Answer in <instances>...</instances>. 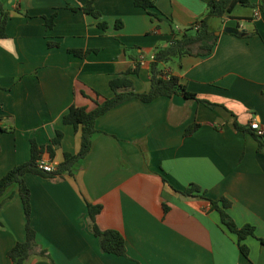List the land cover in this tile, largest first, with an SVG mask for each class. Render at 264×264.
<instances>
[{"label": "crops", "instance_id": "1", "mask_svg": "<svg viewBox=\"0 0 264 264\" xmlns=\"http://www.w3.org/2000/svg\"><path fill=\"white\" fill-rule=\"evenodd\" d=\"M0 1L7 12L0 39L1 176L28 159L30 138L42 144L61 132L53 166L63 152H76L78 132L60 121L67 107L91 109L93 91L110 97L108 79L135 66L126 76L135 91H145L148 55L165 45L170 28L197 20L207 0H153L159 21L132 0H91L98 17L70 9L88 0ZM260 2L235 3L221 17H209L217 37L207 55L184 54L163 64L187 91L215 106L176 94L127 99L95 118L90 147L70 175H22L36 242L23 264H264V243L257 239L264 240V147L256 148L253 130L232 126L233 120L244 127L253 120L264 130ZM52 12L46 28L43 17ZM226 26L239 34L224 32ZM70 49L89 51L77 57ZM192 123L196 128L185 135ZM189 184L207 198L227 199L233 222L252 226L254 236L241 241L245 256L207 200L179 193ZM85 201L100 205L94 217L100 229L121 234L123 255L98 249ZM0 222V264H11L5 252L24 237L16 184L0 196Z\"/></svg>", "mask_w": 264, "mask_h": 264}, {"label": "trees", "instance_id": "2", "mask_svg": "<svg viewBox=\"0 0 264 264\" xmlns=\"http://www.w3.org/2000/svg\"><path fill=\"white\" fill-rule=\"evenodd\" d=\"M235 3L241 5H250L249 0H207L204 11L201 16L192 24L182 29L170 28V37L165 45L157 46L152 51V60L148 64V88L145 91H135L132 83L127 78L128 73H136V66L131 70H125L120 76H115L108 79V87L112 91L110 97H100L95 91L92 92L94 105L87 110L83 106L69 105L66 111L62 114L60 121L62 124H67L72 127L74 131L78 132L79 145L74 153L63 152L61 160L54 165V168L49 171H43L37 167V160L43 154H46L47 160L50 161L53 157L54 150L57 148L61 132L55 130L53 136L49 138L46 143L39 144L33 138L28 139L29 157L27 160L15 164L7 169L0 176V196L6 191L11 184H16L17 196L20 200L21 209L24 218L23 230L24 237L21 241L14 242L5 252L6 257L11 264H23V261L31 251H34L36 242L34 238V230L30 226V200L29 190L22 180L24 173H31L44 178L61 177L63 173L70 175L77 162L83 158L87 153L91 136L96 131L94 129V120L96 117L110 109L111 107L130 98H136L142 102H149L158 96H170L172 94L180 95L185 99H193L208 107L215 106L204 99L198 98L194 93L185 89L178 76L170 74L163 68V64L172 59H177L180 56L187 54L192 56H205L210 51L216 40V35L209 29L207 20L209 17H221L228 13ZM132 4L143 9L150 20L159 21L163 16L155 10L153 0H132ZM260 5H264V0H261ZM72 11L81 10L88 13L92 17H98L99 13L92 5L91 0L86 1L83 5L78 7H70ZM7 12L2 8L0 1V39L5 37V22ZM55 12H52L48 17H43L44 26L51 27ZM115 26H119V20H116ZM99 27H104L105 23H98ZM238 33V32H236ZM239 34V33H238ZM71 54L77 57L84 56L89 50L70 49ZM100 97V99L96 100ZM0 116V120H1ZM197 124L192 123L184 128L185 135L191 133ZM232 126L235 130L249 132V127H244L236 121H232ZM11 130V128H9ZM256 140L258 150L264 147V135L253 133ZM165 182V179L161 177ZM179 193L184 196H199L208 201L209 208L215 210L218 214L220 224L236 237V246L238 251L245 256L247 249L241 241L246 236H254L253 228L249 224H242L237 226L226 209L229 206V201L223 197L217 199H210L203 196V192L194 184H189ZM9 197V195H7ZM85 213L87 219V227L90 233L97 239L98 249L103 253H111L115 255L124 254V241L121 234L114 229H100L94 221L95 215L100 210L99 204H92L87 201L84 202ZM165 210V207H163ZM1 223V222H0ZM258 241L264 243V240L257 238ZM37 253L46 256V251L42 248L37 249Z\"/></svg>", "mask_w": 264, "mask_h": 264}, {"label": "built area", "instance_id": "3", "mask_svg": "<svg viewBox=\"0 0 264 264\" xmlns=\"http://www.w3.org/2000/svg\"><path fill=\"white\" fill-rule=\"evenodd\" d=\"M142 56H139V62L142 61ZM147 59L150 61L152 60V53L148 55ZM248 127L255 132V134L258 135H264V130L258 126L256 122L253 120L249 122ZM37 167L40 168L43 171L49 172L51 171L54 166L47 160H44L43 158H40L37 160Z\"/></svg>", "mask_w": 264, "mask_h": 264}, {"label": "water", "instance_id": "4", "mask_svg": "<svg viewBox=\"0 0 264 264\" xmlns=\"http://www.w3.org/2000/svg\"><path fill=\"white\" fill-rule=\"evenodd\" d=\"M223 30L227 33H236V29L229 26L224 27Z\"/></svg>", "mask_w": 264, "mask_h": 264}]
</instances>
